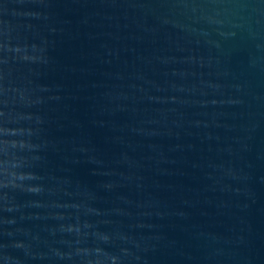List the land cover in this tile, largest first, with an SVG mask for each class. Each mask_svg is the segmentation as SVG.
I'll use <instances>...</instances> for the list:
<instances>
[{
    "label": "water",
    "instance_id": "obj_1",
    "mask_svg": "<svg viewBox=\"0 0 264 264\" xmlns=\"http://www.w3.org/2000/svg\"><path fill=\"white\" fill-rule=\"evenodd\" d=\"M0 264H264V0H0Z\"/></svg>",
    "mask_w": 264,
    "mask_h": 264
}]
</instances>
